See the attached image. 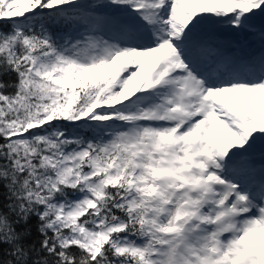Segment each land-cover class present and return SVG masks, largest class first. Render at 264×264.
I'll return each instance as SVG.
<instances>
[{
  "label": "snow or ice",
  "instance_id": "6c2138e0",
  "mask_svg": "<svg viewBox=\"0 0 264 264\" xmlns=\"http://www.w3.org/2000/svg\"><path fill=\"white\" fill-rule=\"evenodd\" d=\"M0 264H264V0H0Z\"/></svg>",
  "mask_w": 264,
  "mask_h": 264
}]
</instances>
